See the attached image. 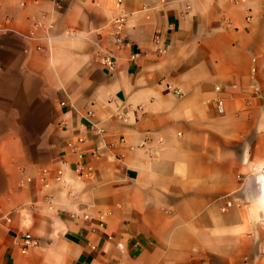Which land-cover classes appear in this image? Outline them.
<instances>
[{
  "label": "crops",
  "instance_id": "0c3cea01",
  "mask_svg": "<svg viewBox=\"0 0 264 264\" xmlns=\"http://www.w3.org/2000/svg\"><path fill=\"white\" fill-rule=\"evenodd\" d=\"M262 169L264 0H0V264H264Z\"/></svg>",
  "mask_w": 264,
  "mask_h": 264
},
{
  "label": "built area",
  "instance_id": "2783aa9c",
  "mask_svg": "<svg viewBox=\"0 0 264 264\" xmlns=\"http://www.w3.org/2000/svg\"><path fill=\"white\" fill-rule=\"evenodd\" d=\"M125 20H126V17L125 15L123 14H119V15H116L114 18H113V27H114V35H115V39L117 41V46H119L120 43L123 42V36H122V31H123V28H124V24H125ZM39 23H36V25H38ZM156 41H159V38L158 36L156 37ZM99 61L100 63L105 66L108 70H113L115 68V59L113 57L112 54L108 53V54H104V55H101L99 57ZM215 89L219 90L220 89V86L219 85H216L215 86ZM174 91L178 94L181 93V90L179 88H175ZM214 102H215V105H216V108L219 112H223V99L221 96H216L214 98ZM262 171H264V169H262ZM47 173V169H42L41 170V173H40V179L41 180H44L45 179V174ZM264 177V176H262ZM231 204V201H227L225 203L224 206L221 207V209H225L227 206H229ZM39 243V239L33 235L31 232L29 231H26L24 232V234L22 235V238H21V252L22 253H26L30 248L32 247H35L36 245H38Z\"/></svg>",
  "mask_w": 264,
  "mask_h": 264
},
{
  "label": "bare ground",
  "instance_id": "6f19581e",
  "mask_svg": "<svg viewBox=\"0 0 264 264\" xmlns=\"http://www.w3.org/2000/svg\"><path fill=\"white\" fill-rule=\"evenodd\" d=\"M262 176H264V171H262ZM262 184H264V177H262Z\"/></svg>",
  "mask_w": 264,
  "mask_h": 264
}]
</instances>
